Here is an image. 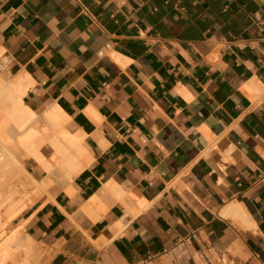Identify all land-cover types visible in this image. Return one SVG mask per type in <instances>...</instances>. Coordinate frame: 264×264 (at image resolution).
Segmentation results:
<instances>
[{"label":"crops","instance_id":"crops-1","mask_svg":"<svg viewBox=\"0 0 264 264\" xmlns=\"http://www.w3.org/2000/svg\"><path fill=\"white\" fill-rule=\"evenodd\" d=\"M13 85L29 132L52 131L35 150L50 171L9 146L28 264H264V0H0Z\"/></svg>","mask_w":264,"mask_h":264},{"label":"bare ground","instance_id":"bare-ground-1","mask_svg":"<svg viewBox=\"0 0 264 264\" xmlns=\"http://www.w3.org/2000/svg\"><path fill=\"white\" fill-rule=\"evenodd\" d=\"M8 86H10V84H8ZM11 88L12 89L4 88L0 90V106L3 105L2 109L0 108V110H3L5 112L7 120L12 123V126H10L6 132V137H4L3 135L2 137V133L0 134V174L1 172H6L8 169H10V167L14 165L21 166V163L18 161L17 157L14 155L12 150H10L9 146L13 144L20 145L25 150V152L31 154L34 153L35 157H37L36 151L39 148L38 146L40 144L42 145V143L44 142V139L41 134L45 135V133L49 131L47 130L45 131V133L44 130L42 131V133H36L34 131L36 135L32 131L29 132L30 130L29 128H27V123L30 122V119H33V113L21 103L20 98L24 92V87L13 85V87ZM6 103H8V106H5L7 105ZM59 112L54 111V109L52 108V110H50L45 116V118L50 120V122L52 121V123L50 124L52 125V128H54V130L55 128L58 129L61 123H63V115L61 112ZM43 121H45V119ZM29 124H32V122ZM22 128H24V131H22L21 133L19 129ZM51 132L49 131L47 132V134ZM55 132H57V130ZM17 133L20 136H18V139H16V141H13L12 137L18 135ZM60 136H62L61 138L63 140V143H61L62 140H60L61 142L59 141ZM57 137L58 138L53 136V138L51 139L52 141L50 140L52 149L59 159L57 160H63V163L70 167L68 172V175L70 176L71 174H74L76 170L79 169L77 156L81 155L82 152L80 148L81 146L77 145V143L79 144L78 139L80 138H78V136H75L74 134L67 133V131L64 130L62 131V135H60V133H57ZM37 159L40 163L44 164L43 166L47 169V171L51 170L53 166L52 163L50 164L49 161H46L45 159L41 158V156L37 157ZM58 161H56V163ZM17 234H19L18 228H12L8 233L5 234H3V231L0 232V264L4 263L7 260L12 261L16 264H25L26 256L29 252V243L27 240H23L21 237L19 238Z\"/></svg>","mask_w":264,"mask_h":264},{"label":"rangeland","instance_id":"rangeland-1","mask_svg":"<svg viewBox=\"0 0 264 264\" xmlns=\"http://www.w3.org/2000/svg\"><path fill=\"white\" fill-rule=\"evenodd\" d=\"M3 121L8 122L6 118V114L4 116ZM1 127L2 125H0V129ZM24 128L20 129L19 131H21L22 133V131H24L23 130ZM3 132L0 131V134L2 133L1 136L3 135L4 137H6L5 132L7 131L4 132L5 134ZM18 167L19 166L14 165L10 167V169H8L6 172H1L2 175L0 174V232L3 231V234L11 230L10 229L8 231V227L6 226L7 223L11 220L12 216L16 215L22 210V208L25 205V201L29 197V191L27 189L28 182L26 180L25 174L22 173L21 168L20 167L18 168ZM17 235L19 238L20 237L23 238L21 233ZM0 238H1V235H0ZM29 253H30V249L26 256L25 264H28L27 259H28Z\"/></svg>","mask_w":264,"mask_h":264}]
</instances>
